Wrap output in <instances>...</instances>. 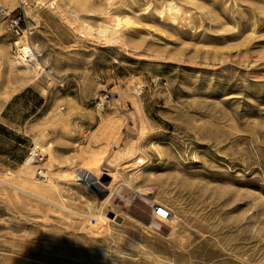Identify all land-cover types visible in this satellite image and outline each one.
<instances>
[{
  "label": "rangeland",
  "instance_id": "1",
  "mask_svg": "<svg viewBox=\"0 0 264 264\" xmlns=\"http://www.w3.org/2000/svg\"><path fill=\"white\" fill-rule=\"evenodd\" d=\"M0 7L24 20L20 37L0 21V110L26 87L45 97L35 114L17 97L0 132V264H264V0ZM21 41L36 80L14 63ZM130 137L147 163L122 173ZM34 142L54 168L25 166ZM112 159L119 179L101 175ZM28 168L48 199L20 190ZM37 169L65 177L42 185Z\"/></svg>",
  "mask_w": 264,
  "mask_h": 264
},
{
  "label": "bare ground",
  "instance_id": "2",
  "mask_svg": "<svg viewBox=\"0 0 264 264\" xmlns=\"http://www.w3.org/2000/svg\"><path fill=\"white\" fill-rule=\"evenodd\" d=\"M116 33H117L116 29H111L109 38L113 39L114 36L116 35ZM17 45H18L17 54H16V56L13 57L15 65L17 67H19L20 69L26 71V72L27 71L30 72L33 75V79L39 77L40 74L43 73L42 72L43 70L41 71L40 65L37 64V62H36L37 59L35 58L34 53L31 51L30 47L28 46V43L26 44L23 41H21V43L17 44ZM24 71H22V72L24 73ZM136 91H137V93L141 92V88L136 89ZM133 106H134V110L138 112L139 111L138 110L139 109L138 104L133 102ZM138 114H140V112ZM139 130H140L139 132H142L144 130V127L142 126V124H140ZM143 135L144 134H142V136ZM139 137H140V135H139ZM139 137H130V138L123 139L118 144V146L115 150V153L117 155H119L123 160H125V162L121 163V166H120L121 168H119L118 165L116 167H114V165L116 163L113 165V162H116V161H113V159H112L109 162V166L107 165V168L103 169L104 173H102L101 175H108V176L113 177V179H116V178L119 179L121 177L120 176L121 173L118 174V168L121 170V171L120 170L119 171L122 173H126V172L129 173L130 171L140 170V168L142 166H144L147 162L144 160V158L139 157V156L142 157V154H143L141 147H140L141 140ZM34 143L32 145L33 147L30 149L31 152H30L29 156L25 160V163H24L25 166H29L31 168L35 165L45 164L47 166V168H54L52 163H51V157L48 154V150H47L48 147L42 148L37 143H35V144ZM117 158H119V157H117ZM98 162H99V160L95 159L94 162L91 163L89 165V167L85 169V171L90 172L94 168H98ZM30 168H28L27 170H24L22 172V174L20 175V178L23 180L24 185L27 188V190H23V189H20V190L27 192V193H30L31 195L36 196L38 198H41L43 200L48 199V197H50L52 194V187L48 186L45 189H43V188H40L37 185L33 184L29 180V177L31 176V173H32ZM113 170H115V172L111 173V171H113ZM54 172L50 175L46 172L45 176H46V178L48 177V179L50 180L49 182H51V180L54 179L51 176H54V177L56 176L55 178H59L61 176L57 170ZM62 176L65 177L64 173ZM47 185H50V183H48ZM168 221H169V219L166 220V222H168Z\"/></svg>",
  "mask_w": 264,
  "mask_h": 264
},
{
  "label": "built area",
  "instance_id": "3",
  "mask_svg": "<svg viewBox=\"0 0 264 264\" xmlns=\"http://www.w3.org/2000/svg\"><path fill=\"white\" fill-rule=\"evenodd\" d=\"M0 21L3 23L7 32L15 37H20L22 35L21 24L24 22L23 15L19 10L7 11L5 8L0 7ZM108 94L102 99H99L95 104V107L99 111H103L107 105ZM45 171L38 169L36 171L37 181L39 184H46L47 178L45 176ZM170 211L164 206H158L154 209L153 216L159 222H164L169 219Z\"/></svg>",
  "mask_w": 264,
  "mask_h": 264
},
{
  "label": "crops",
  "instance_id": "4",
  "mask_svg": "<svg viewBox=\"0 0 264 264\" xmlns=\"http://www.w3.org/2000/svg\"><path fill=\"white\" fill-rule=\"evenodd\" d=\"M28 90L30 91V93L28 92ZM17 97L23 98V99H27L30 97L36 100L34 105L30 103L28 104L29 110L25 111L26 114L27 113H30V114L37 113L38 112L37 107L41 108L43 107L45 103V97H42L40 91H38L36 87H26L19 93L15 94L0 110V132L1 133H7L8 131L12 130L11 128L13 127V124L11 120V115L9 113L7 114L6 110L7 109L9 110L10 107L13 106L14 104L13 102H15V99Z\"/></svg>",
  "mask_w": 264,
  "mask_h": 264
}]
</instances>
